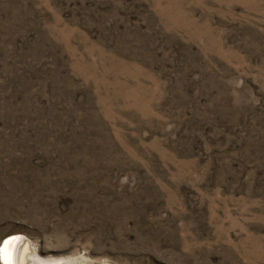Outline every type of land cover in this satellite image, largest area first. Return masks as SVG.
<instances>
[{
	"label": "rangeland",
	"instance_id": "rangeland-1",
	"mask_svg": "<svg viewBox=\"0 0 264 264\" xmlns=\"http://www.w3.org/2000/svg\"><path fill=\"white\" fill-rule=\"evenodd\" d=\"M23 264H264V0H0V241Z\"/></svg>",
	"mask_w": 264,
	"mask_h": 264
},
{
	"label": "bare ground",
	"instance_id": "bare-ground-1",
	"mask_svg": "<svg viewBox=\"0 0 264 264\" xmlns=\"http://www.w3.org/2000/svg\"><path fill=\"white\" fill-rule=\"evenodd\" d=\"M21 248L22 240L18 233L3 237L0 241V264H23L20 259Z\"/></svg>",
	"mask_w": 264,
	"mask_h": 264
}]
</instances>
